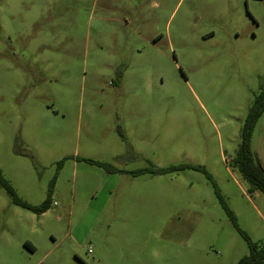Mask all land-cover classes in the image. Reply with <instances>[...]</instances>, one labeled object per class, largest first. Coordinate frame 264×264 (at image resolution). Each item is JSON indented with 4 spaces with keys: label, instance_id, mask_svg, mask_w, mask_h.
Masks as SVG:
<instances>
[{
    "label": "rangeland",
    "instance_id": "1",
    "mask_svg": "<svg viewBox=\"0 0 264 264\" xmlns=\"http://www.w3.org/2000/svg\"><path fill=\"white\" fill-rule=\"evenodd\" d=\"M264 90V0H0V264H237L264 194L232 160ZM264 168V112L251 135ZM95 161L110 163L114 172ZM183 163L201 169L158 172Z\"/></svg>",
    "mask_w": 264,
    "mask_h": 264
},
{
    "label": "trees",
    "instance_id": "2",
    "mask_svg": "<svg viewBox=\"0 0 264 264\" xmlns=\"http://www.w3.org/2000/svg\"><path fill=\"white\" fill-rule=\"evenodd\" d=\"M264 112V90L259 92L255 95L254 99L252 100L248 113L242 128V136L241 142L237 149V152L232 160L233 166L239 171L242 178L246 181L248 185L249 193H253L255 191H260L264 194V168L261 165V160L258 153L252 148L251 143V135L252 129L260 117V115ZM98 165L106 166L108 171L114 172L116 169L110 163H103L100 161H95ZM185 168H194V169H201L203 170L208 177L212 179L211 174L206 170V168L202 165L196 164H188L183 163L179 165H171L166 168H158L153 169V171L164 172V171H173V170H182ZM213 185L215 187L216 192L220 196L221 200L223 201L226 209L230 217L235 221V217L233 213L228 209L227 203L223 200L220 195L219 189L212 179ZM0 184L7 190L10 194L12 201L20 205L24 208H27L36 213H42L47 211L51 206V197L54 187V182L51 185L47 198L40 204H32L24 199H22L17 192L15 191L14 187L8 182V180L2 175L0 169ZM245 238L248 240L249 244V252L244 255L237 264H264V243L258 244L252 241L249 236L242 231Z\"/></svg>",
    "mask_w": 264,
    "mask_h": 264
}]
</instances>
